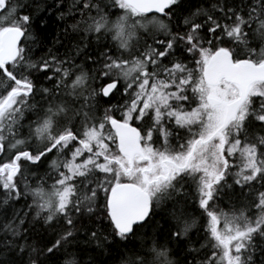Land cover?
Listing matches in <instances>:
<instances>
[{"label": "snow or ice", "instance_id": "obj_1", "mask_svg": "<svg viewBox=\"0 0 264 264\" xmlns=\"http://www.w3.org/2000/svg\"><path fill=\"white\" fill-rule=\"evenodd\" d=\"M62 8L0 0V264H264V0Z\"/></svg>", "mask_w": 264, "mask_h": 264}, {"label": "trees", "instance_id": "obj_2", "mask_svg": "<svg viewBox=\"0 0 264 264\" xmlns=\"http://www.w3.org/2000/svg\"><path fill=\"white\" fill-rule=\"evenodd\" d=\"M69 3H71V0H65V8L60 9V11H65ZM205 6H207V5H205ZM41 15H47V13L43 12V13H41ZM56 15H58V13H53L52 22L50 23L51 35L49 36V44H51L52 40L55 39L56 33L64 28V24L63 23H59L58 21H56ZM68 23H72V21H68ZM160 38H163V37H160ZM109 39H111V38L109 37ZM43 51H46V47L45 48H41L39 51H37L36 52V56L41 55V53ZM61 51H63V49H61ZM79 63H80V60H77V64H79ZM53 83H54V81H53ZM44 86L50 87V85H48V84H45ZM96 87H100L99 83L96 84ZM104 106L106 107L107 104H105ZM29 119H34V117L29 116ZM24 123H27V120H25ZM55 155H56V153L53 152V154L48 157V160L50 161ZM47 165H48V161H45L44 166L40 169V173L41 174H43L44 172L48 171ZM29 183L33 187L36 186V180L34 181V179H30ZM48 183L50 184V181ZM31 200H32L31 196L27 197V202L28 203H31ZM22 203H24V202L22 201ZM242 206H243L242 204H238L237 205V207H242ZM16 207L19 208L20 205L18 204V205H16ZM25 207H26V204H25ZM221 207H223L225 209V211L229 210V205H228L227 202L222 203ZM188 211L190 213H193V215H198V213H196L194 211V208H189ZM250 214L254 217L255 215L258 214V212H257L256 209L253 208V209H250ZM33 216H34V210H33ZM29 220L32 221L33 226H34V230H35V235L33 236V239L39 240L41 237H43L46 240L50 239L52 242H54L56 237H55V235L52 234V230L47 228L46 225H44L42 217L36 218L35 220H33V217L30 216ZM154 222H158L159 225L162 228H164V229H167V227H168V224L165 223L164 220H162L160 216L155 217ZM2 223H4V221H0V224H2ZM25 227H28V225L26 224ZM192 235H193V237L196 236L195 231H193ZM81 241H83V237H81ZM201 242H202V237H201ZM197 246H199V245H197ZM89 247L94 249L95 248V244L93 243ZM76 251H77V249H74V248L69 249V252H76ZM92 254L93 253H89V255H92ZM106 256H107V251H103L102 250L100 258L104 259V264H112L111 260L105 259ZM71 258L72 257H64V256L60 257L61 261L65 260V259H71ZM172 258H175V254H173ZM75 259L77 261H80V264H83V261L87 260L88 256H85V257L76 256Z\"/></svg>", "mask_w": 264, "mask_h": 264}, {"label": "rangeland", "instance_id": "obj_3", "mask_svg": "<svg viewBox=\"0 0 264 264\" xmlns=\"http://www.w3.org/2000/svg\"><path fill=\"white\" fill-rule=\"evenodd\" d=\"M50 183H51V181H50ZM46 187H47V185H46Z\"/></svg>", "mask_w": 264, "mask_h": 264}, {"label": "bare ground", "instance_id": "obj_4", "mask_svg": "<svg viewBox=\"0 0 264 264\" xmlns=\"http://www.w3.org/2000/svg\"><path fill=\"white\" fill-rule=\"evenodd\" d=\"M35 181V180H34Z\"/></svg>", "mask_w": 264, "mask_h": 264}]
</instances>
